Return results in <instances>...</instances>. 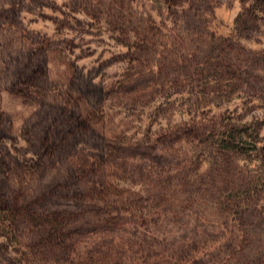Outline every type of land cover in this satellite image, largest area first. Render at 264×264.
I'll use <instances>...</instances> for the list:
<instances>
[{"label":"rangeland","instance_id":"obj_1","mask_svg":"<svg viewBox=\"0 0 264 264\" xmlns=\"http://www.w3.org/2000/svg\"><path fill=\"white\" fill-rule=\"evenodd\" d=\"M0 264H264V0H0Z\"/></svg>","mask_w":264,"mask_h":264}]
</instances>
